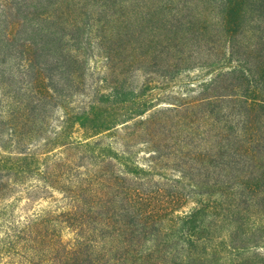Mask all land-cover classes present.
<instances>
[{
	"label": "trees",
	"instance_id": "obj_1",
	"mask_svg": "<svg viewBox=\"0 0 264 264\" xmlns=\"http://www.w3.org/2000/svg\"><path fill=\"white\" fill-rule=\"evenodd\" d=\"M0 259L264 264V0H0Z\"/></svg>",
	"mask_w": 264,
	"mask_h": 264
},
{
	"label": "rangeland",
	"instance_id": "obj_2",
	"mask_svg": "<svg viewBox=\"0 0 264 264\" xmlns=\"http://www.w3.org/2000/svg\"><path fill=\"white\" fill-rule=\"evenodd\" d=\"M90 63V66L93 64V59H90L88 61ZM198 67L194 68L191 71V78L195 77V75L199 74L200 71L197 69ZM190 73L182 72L181 75L176 77V82H171L168 89L164 90L165 92L160 93H173L174 91H179L181 89V84H179V79L185 78L187 75H191ZM181 76V77H180ZM187 76V77H188ZM137 80H139L138 75L136 76ZM193 81V80H192ZM193 84H196L197 81H193ZM196 82V83H195ZM195 86V85H194ZM157 102V101H156ZM155 102V103H156ZM164 104V103H162ZM183 134L177 135V137L182 136ZM184 136V135H183ZM180 143L177 146H174L171 148H168L166 150V147H162V153L164 155L163 162L166 163L167 161H170L171 163L182 162V157L179 155V152L177 151L180 148ZM172 151V152H171ZM178 152V154L176 153ZM139 158H142V162H147V156L146 153L139 152L138 154ZM174 164H169L167 167L162 168V172L168 173V174H178V170L180 168H176L175 170L172 169V167H176ZM14 195H22V197L19 199V202L17 203L15 207V213H18L21 216L28 215V214H34L40 210H49L52 208H56L61 205L62 203V193L51 190L50 188L46 187H40V186H34L30 183H26L20 186H15L13 188V191L11 192V195L9 196V199H12ZM28 197V198H27ZM73 236L72 232L66 228L63 227L62 230V237L63 239L67 240L68 238H71ZM3 260L0 259V264H3Z\"/></svg>",
	"mask_w": 264,
	"mask_h": 264
}]
</instances>
